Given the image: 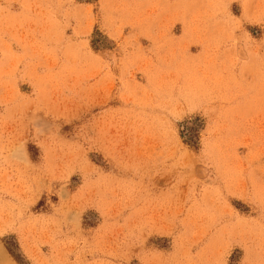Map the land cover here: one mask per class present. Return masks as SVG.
<instances>
[{"label":"rangeland","instance_id":"obj_1","mask_svg":"<svg viewBox=\"0 0 264 264\" xmlns=\"http://www.w3.org/2000/svg\"><path fill=\"white\" fill-rule=\"evenodd\" d=\"M225 259L264 264V0H0V264Z\"/></svg>","mask_w":264,"mask_h":264},{"label":"crops","instance_id":"obj_2","mask_svg":"<svg viewBox=\"0 0 264 264\" xmlns=\"http://www.w3.org/2000/svg\"><path fill=\"white\" fill-rule=\"evenodd\" d=\"M248 97H249L248 99H249L250 103L252 104V106H256L257 100H258V95L256 93H249Z\"/></svg>","mask_w":264,"mask_h":264},{"label":"snow or ice","instance_id":"obj_3","mask_svg":"<svg viewBox=\"0 0 264 264\" xmlns=\"http://www.w3.org/2000/svg\"><path fill=\"white\" fill-rule=\"evenodd\" d=\"M222 264H232V262L225 259L224 261H222Z\"/></svg>","mask_w":264,"mask_h":264}]
</instances>
